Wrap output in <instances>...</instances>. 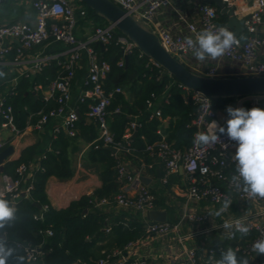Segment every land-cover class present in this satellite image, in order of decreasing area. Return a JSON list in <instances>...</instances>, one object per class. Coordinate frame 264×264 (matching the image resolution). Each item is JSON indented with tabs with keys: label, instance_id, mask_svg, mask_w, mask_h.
<instances>
[{
	"label": "built area",
	"instance_id": "obj_1",
	"mask_svg": "<svg viewBox=\"0 0 264 264\" xmlns=\"http://www.w3.org/2000/svg\"><path fill=\"white\" fill-rule=\"evenodd\" d=\"M110 1L131 15L139 16L142 20H151L157 10L171 4V0H147L145 6L140 9L135 0ZM224 1L228 6H233V0ZM2 2L3 0H0V8ZM30 2L35 10V20L33 22L14 21L0 23V63L6 59V56L11 51H15L14 58L8 62L15 66L24 65L27 62L33 63L31 70H21L20 75L23 74L28 77L31 74H35L42 69V66L46 64L50 57L42 55L32 56L30 50L34 46L50 40L64 44L66 48L61 54L67 57L62 64L65 72L52 80L45 88L41 85L33 87L34 91H42L45 101L52 99L56 103L55 107L47 111L40 110L38 112L39 118L35 122L34 127L41 130L49 121H56V126L53 129L54 133L59 132L62 128L70 136L76 133L80 116L77 108L72 104L71 84L74 70L80 65L82 52L85 51L87 53V74L84 85L87 87L80 88L79 99L82 102L89 100L86 116L95 122L98 129V136L94 142L101 141L105 146H113L116 148V152L122 148L126 152L133 151L135 148L132 145L131 134L133 130L140 126V123L136 120L130 122L123 135L124 144L114 139V134L110 127L111 112L108 111V106L115 92L124 93L125 91L118 86L112 90L104 88L103 82L110 70V66L90 46V43L93 42L99 43L101 46L109 43L114 38L115 27L110 23L104 26L83 25L82 36L80 37L78 32L81 31V26H78V21L80 18L87 17L84 7H76L72 0H30ZM198 10L200 14L199 26L187 23V28L193 34L192 36L172 34L164 28L155 30L154 33L159 42L169 53L174 55L179 54V52L189 53L191 50L184 46L185 37L194 39L195 35L204 29L218 30L222 26L226 27L216 23L217 10L214 6L204 2L199 5ZM240 13L241 17L248 15L244 20V30L247 36L244 39L237 37L240 43L234 45L220 58L239 63L242 66L240 75H264V0H252L251 4L242 8ZM115 41L122 49V56L118 60L117 65L123 66L125 57L137 46L125 34L118 35ZM26 57L27 59L31 57V60H25ZM149 59L153 66L161 67L155 60L150 57ZM205 76H218V70L215 67H210L206 70ZM178 86L186 90L183 96L184 100L191 99L197 105V115L192 120V125L196 128L195 134L198 132H211L212 121H216L221 126L225 124L228 116L224 118L218 116L213 98L201 92L192 91L180 82ZM12 90H10V93H12ZM152 97H154V94H152ZM242 97L245 100L241 99L242 101L239 102L241 106L244 101L256 106L264 98V92L243 95ZM163 99L167 100L164 96ZM153 103L151 100L148 101L149 106ZM160 115V109L155 108L150 117H159ZM0 126L7 128L10 134L8 141L0 139V150L5 148L7 144H11L25 129L20 130L17 127L14 121L13 109L11 105H5L3 97L0 98ZM158 133L160 134V139L146 146V150L155 154V162L146 163L141 159L140 167L137 170L130 169V166L124 161L118 163L117 173L122 185L120 191L114 196L116 205L123 208H132L148 219L147 212L157 209L156 195L142 181L141 170L153 168L154 164H161L164 168L161 180L164 183L167 182L170 174L181 170L186 177L185 194L187 198L198 202L208 201L211 204H224L225 201L231 203L235 198L239 213L226 215L222 217L221 221L216 222L210 213L184 210L180 220L176 223L168 222L167 219L163 222H147L145 226L147 235L161 236L177 231L183 221H187L190 224H205L199 229L177 235L182 255L171 263L199 264L196 247L185 246V241L195 235L213 232H216L222 241L233 240L228 237V233L234 231V228L226 230L223 228V224L225 222L232 223L239 219L249 227V233L255 232V237L246 247L237 246L235 249H241L242 252L249 254L253 259L252 244L257 240L264 239V222L262 221V218H264V198H249L242 189L232 183L231 178L236 174V162L234 160L235 142L229 140L227 136H221V142L206 147L198 146L194 143V134L192 144L185 150H180L166 142L165 135L161 130ZM34 167L33 163L20 164L16 168L15 177L0 173V196L9 200L12 207H15L21 198L28 196L32 188V169ZM106 203H109L106 198H102L97 202L98 205ZM245 206L248 207L247 210L244 209ZM47 208L48 206L44 205L34 217L42 218V213ZM45 233L47 235L52 234L51 230H46ZM136 246L137 242L135 241L127 244L123 249L104 252V255L98 258L94 264H124L125 262H129V264H148L137 253ZM16 247L23 252L28 264H42L40 247L28 241H17ZM214 252L215 250L212 248L207 251L206 261L210 264H216ZM262 257L264 258V255Z\"/></svg>",
	"mask_w": 264,
	"mask_h": 264
},
{
	"label": "trees",
	"instance_id": "obj_2",
	"mask_svg": "<svg viewBox=\"0 0 264 264\" xmlns=\"http://www.w3.org/2000/svg\"><path fill=\"white\" fill-rule=\"evenodd\" d=\"M72 3L76 7H84L87 14L86 18H80L78 21L81 26L79 33H82L83 25L104 26L109 23L82 1L72 0ZM226 19L225 15L217 12L216 23L225 25ZM121 34L123 33L115 28L114 38L109 43L101 46L99 43L93 42L90 43V46L102 60L109 63L110 70L104 79V88L112 90L118 86L133 94L129 100L125 93L115 92L108 111L111 112L110 127L114 139L122 144L125 143L123 135L130 122L136 120L140 123L136 131L133 130L131 134L132 145L135 149L126 152L122 148L116 154L107 149L101 141L91 144L87 158L99 169L101 186L91 194L71 201L64 208L56 209L50 205L45 192L48 178L50 176L68 178L73 173L72 159L69 156L71 142L79 136L88 141H92L98 136L95 123H88L86 119L89 100L82 102L79 99L80 88L87 87L84 85L87 74V53L83 51L81 63L74 70L71 84L72 104L77 108L80 116L77 122L80 132L76 136L70 137L64 131H59L57 134L49 136L48 145L38 142L27 146L21 150L17 158L8 160L4 164L3 173L15 177L16 168L20 164L37 163L32 169V188L28 196L21 198L16 203L14 217L5 221L0 227V235H5L4 239L0 238V243H3L6 249L11 250L7 264H28L23 252L16 247L17 241H28L40 247L42 264H94L98 258L104 255V252L123 249L127 244L147 236L146 223L153 222V220L144 218L140 212L132 208H124L111 221L108 219L105 207L116 206L114 196L120 191L122 185V181L118 178L117 165L126 158L137 164L140 163V160L138 162L139 158L146 163L155 162V154L146 150V146L160 139L158 133L160 130L165 135L166 142L172 147L180 150L188 148L192 144L196 132L192 120L197 115V105L191 99L185 101L183 96L186 90L178 86L179 81L163 67L153 66L149 57L137 47L127 55V62L125 61L123 66H118L117 62L122 56V49L115 40ZM237 37L244 39L246 31L244 30V33ZM33 48L43 49L45 54L57 56L51 58L32 77L19 75L13 87L11 85L13 75L2 77L0 71V98H4L5 105H11L14 121L20 130H23L28 123H35L39 118L40 110L47 111L56 106L54 100L45 101L42 91H34L33 87L40 84L45 88L47 84L65 72L62 64L67 57L59 54L66 48L64 44L50 40ZM14 56L15 51H11L6 59L12 60ZM230 76L234 75L222 77ZM8 87L13 89L12 93L10 90L7 91ZM163 96L167 100H164ZM235 97L237 96L214 98L215 108L220 106L221 101ZM149 100L154 102L150 106L148 105ZM155 108L160 109L161 115L150 117ZM247 109L250 108L247 107ZM164 120H167L166 125H164ZM49 123L51 121L44 128L52 130L53 125L48 127ZM148 171L157 177L155 168L148 169ZM168 186L169 184L165 187ZM152 191L156 192L153 189ZM160 192L162 193L163 189ZM102 198L108 199L109 203L98 205L97 202ZM201 202L208 203V201ZM44 205H47L48 208L43 211L42 218H35L34 215L39 213ZM157 205L166 211L168 222L176 223L180 220L181 213L168 202L165 203L163 197L156 198V207ZM214 205L219 208L224 204ZM230 207L234 213H239L235 198L230 203ZM247 208L245 206L244 209L247 210ZM46 230H51L52 234L47 235ZM254 237L255 232H250L247 236H241L239 232H236L235 242L228 240L206 241L208 243L204 245L203 251L196 250L199 264H210L206 261L209 248L215 250L214 259L217 262L227 248L235 249L237 246L244 248L251 243ZM252 255L253 259L241 249L237 252L238 257H247L249 264L264 263L262 255H257L255 252ZM124 264H129V262Z\"/></svg>",
	"mask_w": 264,
	"mask_h": 264
},
{
	"label": "crops",
	"instance_id": "obj_3",
	"mask_svg": "<svg viewBox=\"0 0 264 264\" xmlns=\"http://www.w3.org/2000/svg\"><path fill=\"white\" fill-rule=\"evenodd\" d=\"M147 0H135V2L142 9ZM233 6L235 7V14L237 17H241L240 11L242 8L247 7L251 4L252 0H233ZM206 2V0H171V4L169 6H164L157 10L151 20H142L139 16H134L143 26H145L148 30L155 32L157 28H164L169 30L172 34H181L184 36H192L193 34L188 30L187 23H193L199 26V10L198 7L201 3ZM207 3V2H206ZM216 8L214 4H212ZM223 15V14H222ZM226 16V15H225ZM227 17V16H226ZM35 20V10L33 9L30 0H3L1 8H0V23L5 22H14V21H25V22H33ZM241 33H244L241 32ZM240 33V34H241ZM78 35L81 37V33ZM247 36V33H246ZM30 54L32 56L42 55L49 56L54 58L57 55H48L45 54L43 49H34L30 50ZM60 55H63L59 53ZM176 57L180 62H182L185 66H187L190 70L195 73L205 75L206 70L210 67H215L218 70V76H240V72L242 71V66L239 63H235L231 60L224 58H217L215 60L208 58L205 61L201 62L197 60L192 52L189 53H180L176 54ZM25 58V57H24ZM49 59V60H50ZM27 61L31 60V57L26 59ZM46 64L48 63V61ZM10 59H5L0 63V71L1 76H12V87L16 82L17 77L20 75V71L24 69L31 70L33 68V63H26L24 65L15 66L9 63ZM45 64V65H46ZM44 66V65H43ZM42 66V67H43ZM23 75V74H22ZM34 74L29 75L28 77H32ZM40 85V84H37ZM9 89V87L7 88ZM125 96L127 99H131L133 94L130 91H125ZM241 99L245 100L242 96H237L233 99H229L226 101H221L220 106L217 107L218 116L220 118H224L228 116L226 109L228 108L227 104L232 107H243L247 109V107H261L264 108V98L261 100L259 105L252 106L249 102L244 101L242 106L239 104ZM88 123H95L93 120L87 118ZM167 120H164V125H166ZM35 123H30L28 127H26L23 132L18 136L15 140L12 141L11 145L14 146V152L10 156L9 159H15L19 156L21 150L27 146L32 144L46 143L49 144V136L55 135L57 133L53 132L54 127L56 126V121H51L49 123L53 128L50 130L49 128L37 129L34 127ZM96 125V124H95ZM226 126L225 124H223ZM50 130V131H49ZM60 131H66L62 128ZM80 132V129L77 126L76 133L73 136H76ZM9 130L0 126V139L4 141H8ZM97 138V137H96ZM95 138V139H96ZM85 140L82 136L76 138L73 142H71L69 147V156L72 159V175L68 178H58L56 176H50L45 185V192L48 198L50 205L56 209H61L69 205V203L73 200L78 199L83 195L91 194L95 189L101 186V179L99 176V169L95 166L94 163L90 162L87 158V152L89 147L95 141ZM95 143V142H94ZM9 145V144H7ZM106 147V146H105ZM119 150L116 152V154ZM141 160L140 158L138 159ZM130 166V169H139L140 163H135L132 160L126 158L123 160ZM33 163V162H32ZM37 165V163H33ZM157 165V167H156ZM153 168H145L141 170L142 176L148 178L147 185L153 189L156 195V198L163 197L165 203L168 202L171 206H174L176 210H178L181 214L184 210H192L196 212H206L210 213L215 221H220L222 217L230 214H236L232 211V208L229 206L226 210H224L220 216L215 215L216 212L220 211L222 207L217 208L214 204L201 201H195L187 198L185 194L186 190V177L185 174L179 170L177 173L170 174L168 176L167 182H162L161 176L164 173L163 166H158L156 164ZM156 169V172L160 171V176L155 177L148 169ZM168 187H165L168 185ZM163 189V192L160 191ZM157 209L163 210L160 207H156ZM124 208L121 206H106L105 211L108 214L109 221L112 220L114 216L118 214L120 210ZM239 211V209H238ZM143 216V215H142ZM167 216V214H166ZM264 222V218H262ZM205 224H190L187 221H183L180 224V227L177 231H172L166 235H147L145 238L137 240V253L140 254L148 264H171L174 260L179 259L182 255V251L180 249V244L177 240V235L186 233L192 230H196L204 226ZM206 241H217L222 242L216 232L210 234H199L195 235L193 238L185 241V246H193L196 247L198 251L204 250V245L208 242ZM264 264V263H262Z\"/></svg>",
	"mask_w": 264,
	"mask_h": 264
},
{
	"label": "clouds",
	"instance_id": "obj_4",
	"mask_svg": "<svg viewBox=\"0 0 264 264\" xmlns=\"http://www.w3.org/2000/svg\"><path fill=\"white\" fill-rule=\"evenodd\" d=\"M239 43L235 32L223 26L218 30L204 29L197 33L194 39L192 37L184 39V46L201 62L208 58L215 60L223 57ZM226 111L228 113L226 126L212 121V131L196 133L194 143L205 147L214 145L221 142V136H227L229 140L234 141L236 174L231 178L232 183L242 189L249 198H264V108L245 109L229 106ZM229 206L230 202L225 201L222 209L215 215L220 216ZM15 211L10 201L0 196V227L5 221L14 217ZM223 228L226 230L234 228V231L228 233V237L232 239L235 238L236 232L241 236H247L250 231L249 227L239 219L232 223L225 222ZM238 251V248H227L216 264H249L247 257L237 256ZM251 251L257 255H264V239L254 242ZM10 255L11 250L0 243V264H7Z\"/></svg>",
	"mask_w": 264,
	"mask_h": 264
},
{
	"label": "water",
	"instance_id": "obj_5",
	"mask_svg": "<svg viewBox=\"0 0 264 264\" xmlns=\"http://www.w3.org/2000/svg\"><path fill=\"white\" fill-rule=\"evenodd\" d=\"M96 13L103 16L116 29L120 30L129 39L135 42L136 46L145 55L155 60L169 74L175 77L186 88L201 92L211 98L223 96H243L252 93L264 92V75H240V76H205L198 74L186 67L178 60L176 55L169 53L159 42L156 34L143 26L133 15L121 9L110 0H80ZM210 5L216 6L217 12L226 15L225 26L239 35L244 31V20L248 17H237L235 7L228 6L224 0H206ZM181 52H179L180 54ZM127 62V56L125 57ZM229 107L230 105L227 104ZM232 107V106H231ZM136 131V129H135ZM107 149L116 152L113 146H106ZM14 152V146L9 144L0 150V173H3L4 164ZM160 176V171H157ZM142 181L147 184L148 178L141 176ZM147 218L153 221L163 222L167 219L166 211L154 209L147 212ZM5 238L4 234L0 235ZM235 242V240H230Z\"/></svg>",
	"mask_w": 264,
	"mask_h": 264
},
{
	"label": "rangeland",
	"instance_id": "obj_6",
	"mask_svg": "<svg viewBox=\"0 0 264 264\" xmlns=\"http://www.w3.org/2000/svg\"><path fill=\"white\" fill-rule=\"evenodd\" d=\"M78 26H80V25H78Z\"/></svg>",
	"mask_w": 264,
	"mask_h": 264
}]
</instances>
